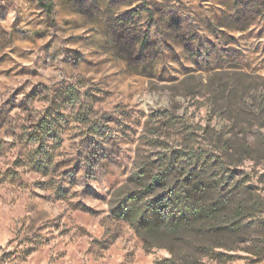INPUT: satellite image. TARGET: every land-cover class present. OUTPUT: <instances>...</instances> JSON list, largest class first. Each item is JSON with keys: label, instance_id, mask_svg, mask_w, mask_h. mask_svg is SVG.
Returning a JSON list of instances; mask_svg holds the SVG:
<instances>
[{"label": "rangeland", "instance_id": "374dc122", "mask_svg": "<svg viewBox=\"0 0 264 264\" xmlns=\"http://www.w3.org/2000/svg\"><path fill=\"white\" fill-rule=\"evenodd\" d=\"M257 142L264 0H0V264L168 259L112 206L136 163L185 147L227 151L264 225ZM252 244L201 264H264Z\"/></svg>", "mask_w": 264, "mask_h": 264}, {"label": "trees", "instance_id": "16d2710c", "mask_svg": "<svg viewBox=\"0 0 264 264\" xmlns=\"http://www.w3.org/2000/svg\"><path fill=\"white\" fill-rule=\"evenodd\" d=\"M44 6L50 14L52 5ZM257 146L264 158V144ZM228 149L242 160L254 147L245 141ZM154 156L134 165L125 190L115 194L112 212L129 224L146 250L169 253L157 264H201V257L222 255L215 250L239 235L249 236L253 253L264 251V225L256 220L262 203L235 180L227 151L192 146Z\"/></svg>", "mask_w": 264, "mask_h": 264}]
</instances>
